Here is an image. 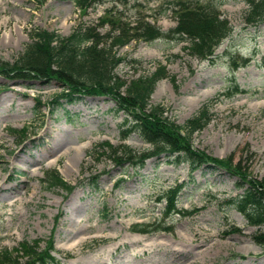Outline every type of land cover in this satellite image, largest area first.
I'll return each mask as SVG.
<instances>
[{"label":"rangeland","instance_id":"1","mask_svg":"<svg viewBox=\"0 0 264 264\" xmlns=\"http://www.w3.org/2000/svg\"><path fill=\"white\" fill-rule=\"evenodd\" d=\"M110 1L80 11L72 0H0V62L12 63L32 30L68 35L96 23ZM138 1L163 35L118 48L124 61L115 74L126 85L160 74L149 104L163 108L159 119L172 126L165 130L230 171L212 164L192 169L165 152L142 166L118 164L102 142L138 153L153 148L134 124L132 112L142 116L140 110L119 107L111 95L61 100L50 110L58 82L0 76V251L36 240L41 248L52 244L53 264H264V246L255 240L264 224L249 223L230 204L248 187L231 172L237 165L244 182L264 177V23L246 26L245 2L222 0L216 10L231 35L204 59L170 32L173 12L156 14L166 0ZM201 110L206 123L185 141L175 126ZM48 169L58 170L69 192L42 182ZM167 190L176 201L166 217V200L158 198Z\"/></svg>","mask_w":264,"mask_h":264},{"label":"trees","instance_id":"2","mask_svg":"<svg viewBox=\"0 0 264 264\" xmlns=\"http://www.w3.org/2000/svg\"><path fill=\"white\" fill-rule=\"evenodd\" d=\"M72 1L77 9L84 11L105 0ZM243 1L247 5L244 14L246 26L264 23V0ZM110 2L112 4L105 8L104 14L99 16L96 23L79 24L68 35L40 28L32 30L29 34L30 41L18 57L12 63L0 62V76L25 81L35 79L43 83L52 80L58 82L62 89L51 102L50 110L60 105L61 100L72 103L86 95H111L117 97L115 100L119 107L129 109L130 112L135 108L144 114L147 112L142 116L132 112V117L136 127L151 142L153 147L151 151L138 153L127 145L114 147L108 142H102L101 147L105 146L116 156L114 159L118 164L142 166L144 159L165 152L169 155L177 153V159L184 158L192 169L212 164L213 167L228 170L229 168L220 160L209 159L206 155L199 156L191 149L181 146L165 130L172 126L166 117L159 119V115H163V108L149 104L155 84L162 78L160 74L141 76L127 85L115 74V68L124 61V57L117 54L118 48L128 45L132 40L151 41L163 33L159 26L143 17V5L138 0ZM221 2L222 0H216L214 3L202 4L199 0L196 2L166 0L156 14L173 12L177 20L176 26L170 29V32L178 34L181 41L189 43L193 56L205 59L213 56L215 49L231 35V26L225 19L220 18V13L216 10ZM104 24L109 27L102 32L99 27ZM247 63V59L243 60L244 65ZM160 71H163V68ZM123 86H126L125 94L120 95ZM36 109L38 108L34 111ZM205 114L206 110H201L184 125L175 126L176 130H183L186 133L185 141L201 123H206ZM227 161L231 165L230 160ZM241 169L240 165H237L235 171L231 172L237 174L248 187L242 194L231 198L230 204L241 212L249 223L264 224V177L251 183L244 182L243 177L238 174ZM42 182L49 187H59L67 192L72 188L64 182L57 169H48ZM172 191L167 190L158 198L159 201L166 200L164 209L166 217L171 211H175L176 192ZM255 240L257 244L264 246V232L257 234ZM51 245L47 244L41 248L36 240L22 241L12 252L6 249L0 251V264H53Z\"/></svg>","mask_w":264,"mask_h":264},{"label":"bare ground","instance_id":"3","mask_svg":"<svg viewBox=\"0 0 264 264\" xmlns=\"http://www.w3.org/2000/svg\"><path fill=\"white\" fill-rule=\"evenodd\" d=\"M76 153V152H75ZM74 153V154H75ZM77 155V154H76ZM77 156H79V155H77ZM42 161H43V159H42ZM42 163V162H41ZM2 187H1V184H0V189H1ZM104 236H106V235H104ZM136 239V238H135ZM102 240V239H101ZM111 240V239H110ZM179 240V239H178ZM106 241V240H105ZM116 241V240H115ZM155 241V240H154ZM156 242V241H155ZM113 243V242H112ZM153 243V242H152ZM132 244V243H131ZM161 244H163V243H161ZM144 247V246H143ZM143 251V250H142ZM176 261V260H175ZM98 262V261H97ZM178 262V261H177ZM101 264V263H100ZM173 264H175V263H173Z\"/></svg>","mask_w":264,"mask_h":264}]
</instances>
